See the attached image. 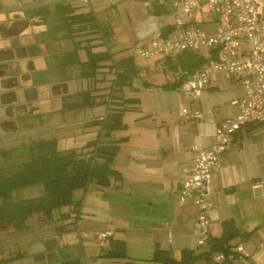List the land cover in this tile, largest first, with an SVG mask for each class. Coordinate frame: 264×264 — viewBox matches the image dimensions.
I'll return each instance as SVG.
<instances>
[{
    "label": "crops",
    "instance_id": "1",
    "mask_svg": "<svg viewBox=\"0 0 264 264\" xmlns=\"http://www.w3.org/2000/svg\"><path fill=\"white\" fill-rule=\"evenodd\" d=\"M67 1L73 4V0ZM102 1L104 0H89L86 4L81 2L87 5L84 9L73 5L76 6V11L91 10L97 15L104 8ZM113 1L105 0V4ZM109 29L113 34V29ZM60 31L63 32L62 29ZM76 32L81 33L76 40L89 38L90 34L93 37L98 35V32L88 34L89 25ZM104 49L103 46L94 48ZM111 52L113 60L127 56L120 55L119 50ZM128 55H131V51ZM207 59L201 66L211 62ZM138 60L134 59V62L139 67L137 76L140 78L134 77L130 86L118 91H113V87H110L114 77V69L108 66L110 62L104 63L95 78H89V88H94L92 94L97 96L96 102L100 101L97 104L105 106L100 114L93 118L90 114L89 119L81 122L85 132L89 131V139L83 143L80 151L93 149L85 148L84 145L100 133V124L95 121L105 117L108 111H120L126 127L113 130L107 137L103 135L102 139L117 141L125 138L117 143L119 148L111 162V166L121 175L120 180H112L107 187L94 183L90 191L89 185L75 190L77 199H74L81 200V205L74 228L85 229L82 219L85 200L84 197H79L81 191L87 188L89 233L95 235L105 230L110 232L103 242L97 241L98 244L108 245L110 237L121 240L124 242L125 260L135 262L139 257H146L150 262L156 244L162 249L171 250L175 257H179L183 249H206V246L199 247L196 243V206L193 195L180 202V185L183 179L181 165L192 163L195 151L193 147L199 150L214 142L216 125L237 113L238 107L230 101L242 95L243 87L240 82L223 73L214 72L207 87L199 92L196 99L189 100L178 86L161 88L162 84L178 79L185 70H171L164 57ZM160 70L166 72L164 77L167 79L153 78ZM107 72L111 73L109 82H106L109 78ZM75 78L73 85L78 90V80L81 78ZM53 100L60 102L58 97H53ZM54 103H51L53 110L46 111L45 114L60 108V104L53 106ZM182 107L201 108L203 116L201 119L184 120L179 114ZM82 109L76 110L80 112ZM73 110L57 111L58 116L55 117L71 114ZM208 110L212 112L211 115H208ZM254 125L257 123L247 124L233 135L213 174L209 196V235L218 236L223 221L234 222L236 235L229 244L233 251H237V247H241V251H237L239 256L233 260V264H264V124ZM68 126L70 124L64 128ZM64 135L65 132L62 137ZM68 149L71 148L59 150ZM56 241L62 247L59 240ZM197 264L207 263L198 261Z\"/></svg>",
    "mask_w": 264,
    "mask_h": 264
},
{
    "label": "trees",
    "instance_id": "2",
    "mask_svg": "<svg viewBox=\"0 0 264 264\" xmlns=\"http://www.w3.org/2000/svg\"><path fill=\"white\" fill-rule=\"evenodd\" d=\"M46 7V16L49 12H54L56 15L54 17L56 22H51L49 25L53 29L65 30L63 37L72 41V49L64 53L61 58L62 66H77L78 77L84 79L95 78L104 63L110 62L108 66L110 69H114V77L111 79L110 85L113 87V91L131 85L133 78L139 73V67L134 62L132 54L113 60V53L109 48L94 50L97 46L95 43H91L90 38L89 44L85 43L86 39H75V30H83L89 25V28L92 27L89 31L96 32L99 29L101 32L102 41H100L101 45L99 46L108 44L112 31L103 25L101 26L93 11H76V6L67 0H55L52 9L49 6ZM163 7V5L154 3L152 9L159 11ZM48 21L47 19L46 22ZM170 25L167 24L162 28V34H166ZM80 50L85 52L86 57L83 61L78 54ZM165 59L171 70L177 71L180 68L187 72H192L208 60L203 55L189 50L180 54L174 63L169 58ZM181 78L166 82L162 84L161 88L179 87ZM92 90L94 88L79 91L77 93L79 102L71 105L70 108L92 107L100 102L99 100L96 102L97 96L92 94ZM100 98L104 99L102 96ZM95 122L100 124V133L95 139L84 145L85 148L93 147V149L78 153L71 149L59 150L55 138L40 139L30 145L29 155L16 168L8 171L0 170V222H10L15 229H21L28 217L35 213L51 219L52 212L62 207H68V210L72 209L78 212L81 200L73 198L75 190L85 188L91 182L107 187L112 183V180H120L121 175L111 166V162L119 148L117 143L125 137L117 141H106L102 138L103 135L107 137L113 130L126 127L125 123L122 122L121 112L108 111L105 117ZM263 124L264 122H260L254 127ZM35 186L40 187V192L37 195L13 200L14 192L17 193L19 189ZM69 213V211L61 212L60 218L69 217ZM57 229L59 235L70 231L64 224H60ZM235 235L234 222L226 220L222 222L221 233L218 236L209 235L206 244L202 245L206 246V249H183L180 256L175 257L171 250L162 249L156 244L150 261L154 264H197L198 261H204L207 264H233V260L239 255L237 251L230 248L229 242ZM214 253L223 254V260L216 261ZM98 255L126 258L124 242L110 237L108 245L101 246ZM59 264H81V261L79 257L70 256L67 259L60 258ZM123 264L135 263L125 260Z\"/></svg>",
    "mask_w": 264,
    "mask_h": 264
},
{
    "label": "built area",
    "instance_id": "3",
    "mask_svg": "<svg viewBox=\"0 0 264 264\" xmlns=\"http://www.w3.org/2000/svg\"><path fill=\"white\" fill-rule=\"evenodd\" d=\"M156 1H166L174 8V20L167 34L134 47L131 52L134 59L164 57L174 63L188 50L209 58L210 63L180 76L178 89L189 100L196 99L207 87L214 72L223 73L243 87L242 95L230 101L238 107L237 113L216 125L214 142L199 150L193 147L192 163L181 165L180 202L193 195L196 206L194 233L197 245L202 246L209 238V196L220 157L235 133L247 124L264 122V0ZM212 21L216 26L209 30ZM203 112L201 108L182 107L179 114L184 120H194L201 119ZM207 113L211 115L212 112L208 110ZM70 216L78 217V212L72 211ZM109 235L105 230L95 237L103 242ZM236 250L241 251V247ZM223 258L221 253L214 255L216 261Z\"/></svg>",
    "mask_w": 264,
    "mask_h": 264
},
{
    "label": "rangeland",
    "instance_id": "4",
    "mask_svg": "<svg viewBox=\"0 0 264 264\" xmlns=\"http://www.w3.org/2000/svg\"><path fill=\"white\" fill-rule=\"evenodd\" d=\"M72 2L78 7V9H84L87 7V5H85L86 3L83 4L80 0H73ZM102 2L104 8L97 14L99 23L101 26L103 25L107 28L111 27L113 29V34L108 39V44L103 47L105 49L109 48L110 50H119L120 55H128L134 47L142 45L154 38L161 37L162 28L167 24H171L174 20V8L170 7L166 1L114 0L107 5L105 4V0ZM154 3L156 5H163V9L153 11L152 6ZM215 26L216 22L212 21L208 26V29L212 30ZM89 29H92V27ZM76 31L77 30H75V37H80L81 33ZM92 32L94 31H89L88 34ZM96 32L100 33L98 37L97 35L96 37H93V35L90 34L89 38L92 40L91 43H95L96 46H99L101 45L100 41H102L101 32L99 29H97ZM70 47L71 41H65L61 44V48L69 49ZM202 50L203 49H201V51ZM79 56L81 59H84V52H80ZM71 73L74 77L78 76V67H73ZM107 73L109 78L106 79V82H109L111 73ZM157 73L159 74L153 75V78L160 80L167 79V77H164L166 72L160 70ZM136 78L138 79L140 77L137 76ZM78 81V87H82L83 80L81 79ZM100 90H103V88ZM179 95L183 96L181 93ZM55 99L57 100V98ZM75 99L73 98L74 101H78L77 96ZM54 102L55 101L53 100L52 104ZM58 104L59 102L56 101L53 106ZM104 106L105 105L103 104H97L89 108H83L80 112H77L78 110L74 109L71 114L63 115L61 113L64 119L62 117H55L58 116L56 114L57 111L46 113L42 118L43 124H36L34 126L35 130H29L30 145L36 143V141L40 139L57 138V147L59 149L71 148V150L78 153L81 150L83 143L89 139V131L85 132L86 129L83 128L81 122L83 120L85 122V119H89L90 114L91 118H93L94 115L97 116L100 114L104 110ZM68 124H70V126L64 128L65 125ZM40 126H42V128ZM58 126L61 127L59 130H56ZM63 132H65L64 137H62ZM26 156V153L24 154L22 149H16L15 152L0 155V170L8 171L16 168ZM88 185L90 191L91 187L94 186V182H91ZM39 192L40 187L38 186L18 190L20 197L34 196ZM81 192L79 198L84 197L85 200L82 211V219H84L83 222L85 229L76 230V228H74L76 227L75 222L78 220V217L70 216V213L76 210H68V207L54 210L51 219H47L42 214L35 213L28 217L21 229H14L11 225L1 224L0 258L12 257L9 260H13L16 258V255H18L11 264H59L58 259L38 260L36 258V253H43V242L49 238L53 240V238L56 237L62 247L66 249L72 257L80 258L82 264H123V262H125L124 258L98 255L101 250V246L98 244L99 241L96 239L95 235L89 233V213L87 211V207H89V198L86 195L87 188L83 189ZM75 193L76 192L74 191L73 198H76ZM77 195H79V193H77ZM65 211L70 212L69 217L60 218L61 212ZM78 214H80V208ZM73 219H75V221ZM60 224H64L67 229H70V231L62 233L59 237L57 228ZM56 244L59 246L58 243ZM148 259L149 258L146 257H139L134 260V263L149 264L151 261L149 262Z\"/></svg>",
    "mask_w": 264,
    "mask_h": 264
},
{
    "label": "flooded vegetation",
    "instance_id": "5",
    "mask_svg": "<svg viewBox=\"0 0 264 264\" xmlns=\"http://www.w3.org/2000/svg\"><path fill=\"white\" fill-rule=\"evenodd\" d=\"M54 1L0 0V155L22 149L28 156L29 130L43 124L45 112L53 110L52 97L60 98V108L55 111L71 112L70 106L79 102L77 93L89 90V78H84L77 90L71 73L75 66H62L61 58L72 44L69 49L61 48L62 42L71 39L63 37L65 30L61 33L60 28L49 25L56 22V15L49 12L46 16V6L51 8ZM85 39L89 44V38ZM76 96L78 101L73 100ZM12 197L24 198L18 191ZM1 224L14 228L10 222ZM56 239L43 242V253H36L38 260H47L53 251L55 257L50 260L62 258L63 247L57 246ZM47 246L54 250H47ZM11 258H0V264H11L16 259Z\"/></svg>",
    "mask_w": 264,
    "mask_h": 264
},
{
    "label": "water",
    "instance_id": "6",
    "mask_svg": "<svg viewBox=\"0 0 264 264\" xmlns=\"http://www.w3.org/2000/svg\"><path fill=\"white\" fill-rule=\"evenodd\" d=\"M46 249L47 250H54L53 247H50V246H47ZM61 251H62V254H61L62 258L67 259V258H69L71 256L70 253H67L64 249H62ZM64 252H66V253L64 254ZM53 257H55L54 251L47 256V259L50 260Z\"/></svg>",
    "mask_w": 264,
    "mask_h": 264
}]
</instances>
